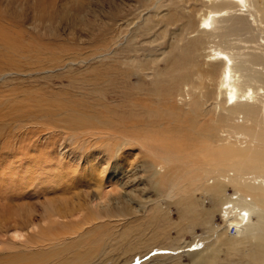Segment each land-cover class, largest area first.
Listing matches in <instances>:
<instances>
[{
	"label": "bare ground",
	"instance_id": "6f19581e",
	"mask_svg": "<svg viewBox=\"0 0 264 264\" xmlns=\"http://www.w3.org/2000/svg\"><path fill=\"white\" fill-rule=\"evenodd\" d=\"M183 2L189 6L183 7L184 14L179 10ZM36 3L31 8L33 14L26 18L34 28L47 23L52 28L56 2ZM84 3L63 2L58 15L72 30L84 29L92 36L103 32L99 38L103 51L110 44L117 47L121 36L128 34L127 49L118 48L117 54L133 71H157L162 59L152 51L145 62L137 60L141 49L133 46L138 39L144 37L153 45L165 38L170 26L177 25L171 32L170 50L179 49V58L171 56V60L180 63L185 72L176 77L173 87L155 83L135 93L121 88L117 92L122 100L119 113L113 110L111 98L100 91L82 102L30 90L3 97L0 134L9 127V132L2 134L10 138L11 146L23 144L19 153L26 155L20 162L12 161L11 185L7 183L15 187L13 198L17 200L26 190L37 188V198L42 200L40 204L0 206V264H106V258L109 264H131L135 257L164 246L171 229L178 233L187 219L198 217L197 195L192 196L191 191V187L193 193L200 190L197 181L215 188L206 195L214 207L205 208L201 215L212 219L217 211L225 227L216 232L210 247L192 254L191 259L214 264L211 255H219L223 245L246 244L247 250L237 248V264H264V0H157L154 10L146 6L136 20L127 16L131 8L136 10L130 1L112 4L100 0L97 6L101 12L93 23L92 18L86 20ZM144 11L151 14L142 17ZM7 16L0 10V19L4 17L5 22ZM181 17L186 18L185 24L180 23ZM158 25L163 26L160 31ZM3 28L0 38L4 44L21 50L17 55L28 59L24 64L12 61L18 69L44 66L41 51L32 44L17 43L9 37L5 24ZM124 50L130 54H121ZM201 57L207 62H201ZM56 60L51 59L57 65L64 61ZM121 64L114 66L122 75L117 78V88L133 76L132 71L122 70ZM175 96L179 98L173 104ZM212 100L221 112L206 123L209 131L204 134L200 126L209 115L205 107ZM219 127L222 130L217 137ZM42 138H51V143L43 146L46 151L37 148ZM68 140L77 143L67 144ZM132 141L150 153L152 161L133 167L125 181L132 188L129 197L116 195V204H107L108 193L117 194L119 187L112 177L106 181V168L114 160L129 173L125 159L132 150L126 152L125 148ZM31 150L38 155L30 158ZM44 152L54 157L45 158ZM28 166L30 169H25ZM5 167L0 172L6 173ZM5 181L1 176L0 184ZM106 183L112 188L106 190ZM229 186L234 187L231 194ZM150 188L162 196H151ZM163 199L169 204L163 206ZM169 205L176 206L178 219L170 216ZM143 212L147 214L140 216ZM254 214L257 219L252 222ZM128 216L126 223L121 221L122 230H117L112 219L120 223Z\"/></svg>",
	"mask_w": 264,
	"mask_h": 264
},
{
	"label": "rangeland",
	"instance_id": "374dc122",
	"mask_svg": "<svg viewBox=\"0 0 264 264\" xmlns=\"http://www.w3.org/2000/svg\"><path fill=\"white\" fill-rule=\"evenodd\" d=\"M48 1H54L56 2L55 5H57V7L55 8L57 10H55L53 13V15H55V20L53 21L54 23L52 24V28L49 27L48 23L44 27L34 28L33 25L30 23V20L26 18L27 16H31L33 14L31 8L35 7V5L37 4L36 3L37 0H0V10L3 12V14H5L6 16L9 13L10 15L14 14L13 16L10 15L7 16L5 22L3 21L4 17H2L0 19V27L4 29L3 24H5L8 27L7 31L9 33V37H11L13 40H16L17 43L23 44L24 46L27 47L29 44L30 46L32 44L35 50L41 51L42 55L37 54V56L40 55L41 60L44 63V66H42L41 68L39 67V69L37 68L33 70H29V68H27L26 70L18 69L17 66L12 63V61H17L19 63L22 62V64H24L25 60L28 59L22 58L21 54L17 55V52L19 53L22 51L10 48L11 46L5 45L4 40L0 38V101H2L3 97L5 96L17 95V94H21L22 92L26 93L29 92L30 90L33 93H37V92H43L45 94L48 93L55 97H59V99L64 98L63 100H66L65 98H69L82 102V100L85 101V100L93 99L94 95L97 94L98 91H100L99 94L105 93L109 98H111L110 101H112L113 103L111 105L113 110H115L116 113H119L118 108L120 107L122 100L121 98L117 97V92L121 88L126 90L127 93H135L138 91V89H141L144 85L154 86L155 83L165 88H168L170 86L173 87L174 84L176 83L175 81L176 77L181 76L185 72L184 70L179 68L178 65H180V63L172 64V60H171V56H174L175 60L176 59L178 60L179 58L178 56L179 49H175L173 50V52L170 50V45L172 43L171 41L173 39L171 36V32L173 29L178 28L177 25L170 26L169 32L165 36V38H159V40L155 42V44L153 45H149V43L144 41L145 40L144 37L138 39V44L136 45V47L133 46V48L141 49L139 51V53L141 54L137 56L138 57L137 60L141 62H145V60L149 57V55L152 54V51H154L153 53H156V55H161L162 59L160 60L159 66H157V71H150V72H146L143 70L133 71L131 67H128L127 65L124 64L125 59H123V56L117 54L118 48H122L124 46V48L126 47L127 49L128 46L127 33H125L127 34L126 36H121L120 38L121 42L119 41V45H117V47L113 44H110L109 45L110 48L106 51H103L102 48H100L102 44H100L101 39H99L102 38L103 32L100 34L101 36H99V34L98 35L93 34L92 36L89 34L87 30L84 29H80L76 27L75 30H72L70 26L71 24L69 25V23L65 21L64 18L63 19L60 18L61 14L58 15V11H62L63 9L61 8L63 2L66 1L70 2L71 0H48ZM99 1L100 0H84L85 2L84 7H86L88 10V15L86 17L87 21H90V19L92 18L91 22L93 23L96 19V15L98 16L100 15L101 8L97 6ZM104 1L105 2L111 1L112 4L115 3L118 4V2L122 0H104ZM128 1H130V3L136 7V10L134 8H131L130 9L131 12L127 16L128 18L132 17L135 20L138 19L135 17L139 14V11L141 12L146 6H148L150 10H154L155 6L152 7V5L155 2H157V0L156 1L128 0ZM104 5L108 6L106 3ZM182 5L183 6L179 8V10L184 14L185 11L183 7H189V6L184 4V2ZM83 13L85 15L86 12ZM142 14H143L142 17H145L146 15L151 13L150 12L147 13V11H144ZM180 20H181L180 23L185 24L186 22L185 17L184 18L181 17ZM9 21H12V24H10L11 22ZM136 26L134 28H136ZM162 27L163 26L158 25L157 30L160 31ZM114 28H117V26H115ZM72 31L73 34L70 33ZM109 34L110 33L108 32V36ZM111 34H113L114 36L117 35L113 31L111 32ZM111 45L114 47H112ZM101 50L103 51L102 55L100 53L102 52ZM46 51H50L49 55L44 54V52L46 53ZM121 54L129 55L130 53L128 52V50H124L123 53ZM99 55L101 57H98ZM67 57H70V59L68 58V61L71 60L73 64L67 61L66 59ZM53 58L55 59V61H57L56 59H63V60L66 59V60L59 62L61 63V65H57L54 63L55 61L54 62L51 61V59ZM74 58L77 60H73ZM81 59H83V61ZM200 59L201 62L203 63L207 62V59L204 57H201ZM120 62L122 63L121 64L123 68L122 70L132 71L133 76L130 77L131 81L129 80L126 84L122 86L120 85L121 87L117 88L116 85L119 84L117 78L121 77L122 75L119 76V74L115 72L116 68L114 66L115 65L119 66ZM215 82H217V80ZM217 84L218 82L215 84L216 87H218ZM91 92L93 93V95L91 94ZM178 98H179L178 96H175L174 101L172 103L173 104L177 103ZM129 103H132L131 100H129ZM221 107H223V105H221ZM205 111L207 112V114L209 113V115H205L203 117L205 123L203 122V125L200 126V128L202 129L200 132H203L204 134H206V132L209 131L206 123H208L211 118L216 119L220 115L219 113L221 112V109L217 108L216 100L215 101L212 100L211 103H209L208 106L205 107ZM8 128L9 127L6 128L5 133L4 130L2 131V133L6 134V132H9ZM221 130L222 129L220 127L216 130L217 137L221 134L220 132ZM2 133L0 134V168H4V166L6 165L7 167H5V169L7 174L0 172V177L1 176L6 177L7 181H5L6 183L3 185L0 184V194H2V197H0V206L40 204L39 200L42 199L37 198L38 188L36 189L37 192L36 190L35 191L32 190L34 194L31 191V189L26 190L23 193V198L21 200H17L13 198L15 187L9 186L11 185L10 181H12V174L10 172L13 163L20 162L21 160L20 158L22 157L23 153L22 155H20L19 151L22 148L23 144H20L21 146H19L18 143H13L11 146L9 144L10 138L7 139L6 136ZM40 142L41 143H38L37 148L40 147L39 149H43L44 151H46L44 145L46 143H51V138L48 140H44V138H42L40 139ZM71 143L73 144L77 142L73 140L70 141L68 140L67 144H71ZM136 143L137 141L135 142L132 141V144L127 149L125 148L126 152H129L130 149L132 150L131 154L128 155L125 159L126 168L129 169V173L128 172L126 173V171H124V167H121V163H117L116 166L114 160H112L110 165L107 166L106 168L107 172L105 174L107 179L106 181H108L112 177L117 182L116 187L117 188L119 187L118 190L119 189L120 190L119 191L115 190L117 191L116 192L117 194L110 191V193H108L107 195V197H109V200L108 201L105 200V202L103 200L104 203H106L107 201L108 202L107 204H116L118 200H116L115 198L119 197L120 195L121 196L123 195L126 198L129 197L128 196V194L130 193L129 190L132 188L127 186L125 181H127L128 176L132 173V171L134 172L133 167L134 166L137 167L143 162L144 164L147 163L148 165L152 161L151 154L145 152L144 148L141 147L138 148L137 145L134 146ZM33 146L34 145H32L31 147L33 148ZM104 147L105 146H103V148ZM103 148H99V149L103 150ZM106 148H104V150ZM45 153H47L45 155V158L47 156L48 157L51 156L49 152H44V154ZM135 153L137 155L133 157ZM28 155L31 158L34 155L37 156L38 154L36 150L35 151L31 150L30 152H28ZM16 156L19 158H17ZM24 156L26 155H23L22 158H25ZM51 157H54V155H52ZM93 157H96L95 153H93ZM12 161L14 162L12 163ZM132 162L136 164L134 165ZM8 163H10L11 165ZM27 168L30 169L29 166L26 167L25 169ZM5 169L3 171H5ZM212 181L213 179L210 180V183H212ZM7 182L9 183V185ZM166 182L167 179L165 180V184ZM108 185L109 184L106 183L105 185L106 190H109L108 188H112L111 186ZM195 185L196 187L197 186L201 187L200 190H197L194 193L192 190L193 187H191L192 196L197 195L196 198L197 203L195 205L198 209V214H195V216L198 217L193 220L187 219L185 221V225L181 224L179 226L178 233H175L174 229H171L169 231L171 235H169L167 239L163 241L165 242L164 246L161 245L157 249L149 250L148 252L142 254V256L140 257H135L132 260L131 264H195V263L198 264L197 258L196 261L192 260L191 255L195 253L197 254V252L199 253V251L205 250L208 247H210L211 244L214 242L213 240L215 238L216 232L220 231L223 227H225V223L221 220L220 215L217 211H214V216L212 219L207 217L206 214L204 216L201 215V212L205 211V208L209 209L214 207L212 198L206 195H209L207 194V191L211 193L215 188L213 186H208V185H206V187L205 185L202 186L203 184L199 183V181H197ZM90 190L92 191L93 197L94 196L96 197L95 189L91 188ZM228 191L231 194L232 192H234V187L229 186ZM27 194L29 196H27ZM150 195L156 196L157 193L155 192V190L150 188ZM157 196L158 197L162 196V194H159ZM5 201L7 202L8 205L5 203ZM100 203H102V201H100ZM131 203L133 204L132 201ZM161 203L163 204V206L169 204V202H166L165 199H163ZM100 206L102 207L103 205L100 204ZM169 206H171L170 216H172L174 220L178 219L179 217L176 206L173 205H169ZM146 214L147 212H143L142 214H140V216ZM127 218L125 220L118 219L120 220V223L119 221L116 222L117 219L114 218L112 219L113 221H115L117 230L118 229H120L119 231L122 230L121 228H123L124 226L123 223L124 222L126 223V221L129 220V216ZM256 219H257L256 214H254V216H252V222H255ZM121 221L123 223H121ZM179 221H181V219H179ZM116 231H114V233ZM230 231H232V228H230ZM237 248H240L241 251H244L245 248L247 250L248 246L246 244L244 245L242 244L229 248L226 245H223L222 252H220L219 255L215 254L213 256L211 255V253H207V254L212 256V259H214L213 260L214 264H237V262L240 260V256L237 253ZM105 262H108L106 264L110 263L109 259L107 258ZM99 264H104V263L102 262Z\"/></svg>",
	"mask_w": 264,
	"mask_h": 264
},
{
	"label": "built area",
	"instance_id": "2783aa9c",
	"mask_svg": "<svg viewBox=\"0 0 264 264\" xmlns=\"http://www.w3.org/2000/svg\"><path fill=\"white\" fill-rule=\"evenodd\" d=\"M232 231H233V228H232Z\"/></svg>",
	"mask_w": 264,
	"mask_h": 264
}]
</instances>
